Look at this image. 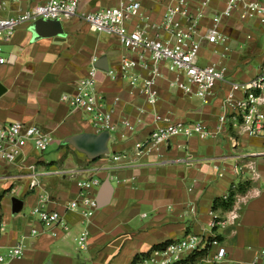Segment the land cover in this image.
I'll return each mask as SVG.
<instances>
[{"label": "crops", "instance_id": "0c3cea01", "mask_svg": "<svg viewBox=\"0 0 264 264\" xmlns=\"http://www.w3.org/2000/svg\"><path fill=\"white\" fill-rule=\"evenodd\" d=\"M33 1L37 0L10 5L4 15L13 16ZM117 1L80 0L79 10L94 11ZM139 1L148 19L130 21L128 28L159 21L166 4V0ZM200 1L189 0L192 6ZM223 2L209 0L201 20L203 32L219 17L228 48L201 40L198 62L226 68L225 80L216 83L205 99L170 87L164 73L156 81V103L148 104L119 71L120 56L134 54L125 51L114 35L93 30L78 17L60 20L62 34L37 37L31 22L15 29L2 45L7 62L0 64L4 88L0 124L18 120L34 125L50 133L51 144L64 146L65 152L59 160L48 161L28 145L12 164H0V253L20 240L24 244L23 255L5 264H144L142 259L154 249L187 235L198 236L200 247L179 264H264V134H246L241 118L229 116L211 137H174L143 157L133 151V144L152 130L155 114L201 121L215 129L230 84L258 75L264 63V26L255 18L219 16ZM149 33L154 35V29L149 27ZM92 55L97 60L104 57L107 64V69L97 68V91L108 105L115 96L119 101L113 109L117 129L110 134L109 152L89 160L62 144L69 135L93 132L87 115L62 98L74 92ZM257 109L264 114V96ZM123 117L129 118L131 129L119 123ZM93 176L100 179L95 197L107 181L109 199L86 219L65 206L77 195L76 181ZM239 183L247 187L235 193L229 208L213 206ZM35 205L57 210L62 224L43 229L30 213ZM213 217L222 223L211 227ZM32 228L39 233L31 234ZM81 233L83 246L78 243ZM218 247L225 249L220 259L215 258Z\"/></svg>", "mask_w": 264, "mask_h": 264}, {"label": "built area", "instance_id": "2783aa9c", "mask_svg": "<svg viewBox=\"0 0 264 264\" xmlns=\"http://www.w3.org/2000/svg\"><path fill=\"white\" fill-rule=\"evenodd\" d=\"M21 1L0 0V64L7 62L2 45L10 40L19 25L36 19L64 20L78 17L91 29L114 35L125 51L134 54V57L125 54L120 56L119 71L131 89L142 95L148 104L156 103L158 99L156 81L164 73L170 87L179 89L187 96H197L202 99L212 94L216 83L225 80L226 68L222 64L201 65L198 62L202 39L208 43H219L223 45V50H228L227 39L219 29V17H215L213 24L201 31L204 8L209 0H201L195 6H192L189 0H166L159 21L152 23L151 26L136 23L132 28H128L130 21L148 19V16L141 12L139 0H118L115 5L102 6L94 11L79 10L80 0H37L23 9H18L13 16L4 15L9 12L10 5ZM235 14L240 20L255 18L259 25L264 26V1L224 0L219 16L232 17ZM149 27L154 29V35H150ZM96 61L97 56L92 55L85 75L76 82L74 92L62 99L71 108L87 115L88 123L94 133L106 130L110 138V134L117 129V123L113 119V109L119 97L115 96L108 105L104 96L97 91ZM237 92H241L242 96H237ZM260 96H264V63L254 78L243 83L230 84V90L223 99V112L217 117L219 123L215 129L209 128L201 121H188L155 114L152 130L133 144L134 155L143 157L153 151L157 152L174 137L194 136L200 139L211 137L229 116L241 118L240 125L246 134L262 135L264 114L257 109ZM119 123L126 128H132L129 118L123 117ZM52 141L53 137L50 133L34 125L18 120L1 123L0 164H12L28 145L43 152ZM33 167V164L29 165L30 169ZM33 183L35 181H31L30 184ZM99 184L100 179L97 176L77 180V195L68 201L65 209L78 211L86 219L92 217L97 208L95 190ZM189 209L193 211L194 207L190 206ZM30 213L36 216L45 230H50L59 223L62 224L61 214L57 210L35 205L31 207ZM219 223L222 222L213 217L210 226L214 227ZM62 227L67 228L66 225ZM30 232L39 233L35 228ZM84 235L81 233L78 241L81 246L84 245ZM199 247L198 236L187 235L154 249L142 259V262L175 264L184 260ZM23 253L24 244L20 240L10 246L5 254L0 253V264L19 258ZM224 254L225 249L218 247L215 258L220 259Z\"/></svg>", "mask_w": 264, "mask_h": 264}, {"label": "water", "instance_id": "95a60500", "mask_svg": "<svg viewBox=\"0 0 264 264\" xmlns=\"http://www.w3.org/2000/svg\"><path fill=\"white\" fill-rule=\"evenodd\" d=\"M30 29L35 36L56 35L62 34V24L58 19H36L31 22ZM95 66L101 69H107L106 60L104 57L99 58ZM4 90L0 84V93ZM109 133L108 131L83 132L73 135H69L62 140V144H68L72 146L78 152L83 153L89 160H94L109 152L108 148ZM109 186L105 181L101 184L97 196L95 197L97 207L103 206L109 199Z\"/></svg>", "mask_w": 264, "mask_h": 264}, {"label": "trees", "instance_id": "16d2710c", "mask_svg": "<svg viewBox=\"0 0 264 264\" xmlns=\"http://www.w3.org/2000/svg\"><path fill=\"white\" fill-rule=\"evenodd\" d=\"M246 187H247V184L246 183H239L237 185V188L235 190H231L229 192L228 196L225 199H223V198H217V199H215L214 200V203H213V206L214 207L220 206V207H222L224 209L229 208L231 206L233 200H234L235 193H241V192H243L246 189ZM192 255H194V254L191 253L188 257H191ZM186 259H184V260H186ZM184 260H181V261H179V262H177L175 264H179V263L183 262Z\"/></svg>", "mask_w": 264, "mask_h": 264}, {"label": "rangeland", "instance_id": "374dc122", "mask_svg": "<svg viewBox=\"0 0 264 264\" xmlns=\"http://www.w3.org/2000/svg\"><path fill=\"white\" fill-rule=\"evenodd\" d=\"M39 155L44 156L48 161L53 160L57 161L59 155H63L65 152V147H60L57 144H51L47 147V149L43 152L37 151ZM64 156V155H63Z\"/></svg>", "mask_w": 264, "mask_h": 264}]
</instances>
